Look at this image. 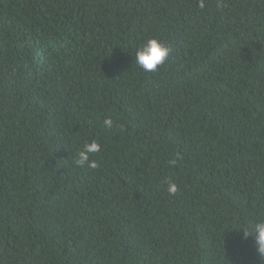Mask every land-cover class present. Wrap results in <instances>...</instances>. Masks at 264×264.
I'll list each match as a JSON object with an SVG mask.
<instances>
[{
    "label": "trees",
    "instance_id": "1",
    "mask_svg": "<svg viewBox=\"0 0 264 264\" xmlns=\"http://www.w3.org/2000/svg\"><path fill=\"white\" fill-rule=\"evenodd\" d=\"M256 219L264 0H0V264H264Z\"/></svg>",
    "mask_w": 264,
    "mask_h": 264
},
{
    "label": "clouds",
    "instance_id": "2",
    "mask_svg": "<svg viewBox=\"0 0 264 264\" xmlns=\"http://www.w3.org/2000/svg\"><path fill=\"white\" fill-rule=\"evenodd\" d=\"M201 7L203 5L201 4ZM170 53V49L161 43L156 38H149L141 44L132 54L134 56L135 64L145 72H154L158 66L162 65ZM103 126L106 129L114 127L111 117H107L103 121ZM101 150V145L92 140L83 145L78 152V159L75 161L79 166L87 165L89 168H96L98 165L94 160H90L89 156L92 153H98ZM174 163V162H173ZM167 191L170 194H175L177 186L174 182H167ZM243 238H253L257 254L264 258V219H256L250 221L240 231Z\"/></svg>",
    "mask_w": 264,
    "mask_h": 264
}]
</instances>
